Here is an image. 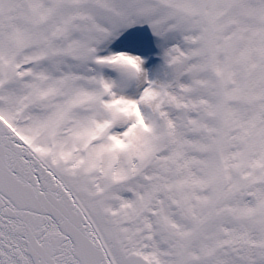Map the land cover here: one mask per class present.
Here are the masks:
<instances>
[{"label": "snow or ice", "instance_id": "1", "mask_svg": "<svg viewBox=\"0 0 264 264\" xmlns=\"http://www.w3.org/2000/svg\"><path fill=\"white\" fill-rule=\"evenodd\" d=\"M0 264H264V0H0Z\"/></svg>", "mask_w": 264, "mask_h": 264}]
</instances>
